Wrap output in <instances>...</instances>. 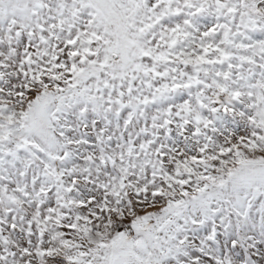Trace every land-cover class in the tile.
Masks as SVG:
<instances>
[{"label": "snow or ice", "instance_id": "obj_1", "mask_svg": "<svg viewBox=\"0 0 264 264\" xmlns=\"http://www.w3.org/2000/svg\"><path fill=\"white\" fill-rule=\"evenodd\" d=\"M0 264H264V0H0Z\"/></svg>", "mask_w": 264, "mask_h": 264}]
</instances>
